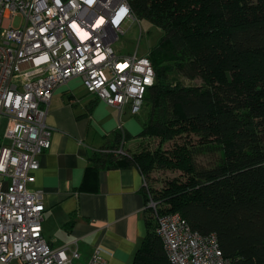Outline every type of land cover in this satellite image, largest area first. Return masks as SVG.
Masks as SVG:
<instances>
[{"label": "trees", "instance_id": "16d2710c", "mask_svg": "<svg viewBox=\"0 0 264 264\" xmlns=\"http://www.w3.org/2000/svg\"><path fill=\"white\" fill-rule=\"evenodd\" d=\"M128 2L162 31L148 53L147 118L129 150L94 151L85 178L129 166L142 174L147 232L131 264H171L156 233L171 213L215 232L230 264H264V0ZM121 132L112 147L128 138ZM164 170L175 175L157 182Z\"/></svg>", "mask_w": 264, "mask_h": 264}, {"label": "built area", "instance_id": "2783aa9c", "mask_svg": "<svg viewBox=\"0 0 264 264\" xmlns=\"http://www.w3.org/2000/svg\"><path fill=\"white\" fill-rule=\"evenodd\" d=\"M137 22L128 0H0V119L8 121L0 142L3 264H77L75 247L54 248L44 238L43 196L31 186L51 145L47 106L58 85L78 77L108 105L137 114L155 70L148 54L114 45ZM148 206L155 208L152 199ZM156 233L171 264H230L215 232L200 233L177 213L158 217ZM84 264H106L102 250Z\"/></svg>", "mask_w": 264, "mask_h": 264}, {"label": "crops", "instance_id": "0c3cea01", "mask_svg": "<svg viewBox=\"0 0 264 264\" xmlns=\"http://www.w3.org/2000/svg\"><path fill=\"white\" fill-rule=\"evenodd\" d=\"M135 115L86 91L78 77L58 85L48 103L51 145L40 155L31 186L42 192L44 238L54 248L75 247L77 264L97 247L106 264H131L146 236L144 180L137 167L101 168L85 178L94 151L121 148V141L111 146L114 132L134 137L141 131Z\"/></svg>", "mask_w": 264, "mask_h": 264}, {"label": "rangeland", "instance_id": "374dc122", "mask_svg": "<svg viewBox=\"0 0 264 264\" xmlns=\"http://www.w3.org/2000/svg\"><path fill=\"white\" fill-rule=\"evenodd\" d=\"M18 20L14 21V24L17 25ZM162 35V31L156 26L151 25L147 20H140L137 23H134L126 32L125 35L121 36L119 40H117L114 45L119 47L121 51L125 54L133 53L134 50H137L139 55L148 54L150 49L158 42L160 36ZM185 83H188L187 80H183ZM197 82V81H196ZM137 123L141 124L144 119L147 118V113L144 108H141L137 115L132 116ZM7 119H0V142L4 141V134L7 129ZM140 138L137 136L128 137L124 142L121 141V149L129 150L131 145L135 143V141H139ZM153 144V143H152ZM120 149V147H119ZM175 175L174 172L164 170V171H156L152 174L154 178L159 180L165 177H172ZM152 183L154 186H157L158 183H153L148 180V184ZM151 199V198H150Z\"/></svg>", "mask_w": 264, "mask_h": 264}, {"label": "snow or ice", "instance_id": "6c2138e0", "mask_svg": "<svg viewBox=\"0 0 264 264\" xmlns=\"http://www.w3.org/2000/svg\"><path fill=\"white\" fill-rule=\"evenodd\" d=\"M123 11V10H122Z\"/></svg>", "mask_w": 264, "mask_h": 264}]
</instances>
